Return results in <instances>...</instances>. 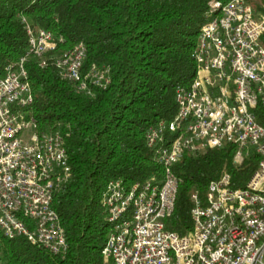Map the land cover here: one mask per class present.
<instances>
[{"label": "built area", "instance_id": "built-area-1", "mask_svg": "<svg viewBox=\"0 0 264 264\" xmlns=\"http://www.w3.org/2000/svg\"><path fill=\"white\" fill-rule=\"evenodd\" d=\"M195 53L197 74L176 89L178 111L149 127L154 158L164 167L142 182L111 180L103 195L111 230L102 254L106 264H264V6L249 0H210ZM30 52L41 67L56 42L51 31L28 24ZM86 46L76 44L55 59L60 75L79 91L106 87L108 68L83 73ZM27 56L0 77V230L25 236L54 254L68 248L54 208L55 194L70 179L65 138L40 129ZM233 144L235 163L258 155V169L245 187L234 188L229 173L209 183L205 201L194 191L193 229L186 235L166 228L180 179L174 165L185 152Z\"/></svg>", "mask_w": 264, "mask_h": 264}, {"label": "trees", "instance_id": "trees-1", "mask_svg": "<svg viewBox=\"0 0 264 264\" xmlns=\"http://www.w3.org/2000/svg\"><path fill=\"white\" fill-rule=\"evenodd\" d=\"M210 0H0V77L27 56L33 116L40 129H58L65 138L70 179L55 194L54 208L68 248L54 254L25 236L0 230V264H106L102 254L111 230L103 195L111 180L126 184L164 167L146 135L150 126L172 120L176 89L197 74L195 53ZM261 8L260 5H258ZM28 24L53 33L56 47L46 67L30 52ZM86 46L83 73L108 68L106 87L79 91L60 75L55 59L76 44ZM264 125V109H256ZM235 146L187 151L174 165L180 179L176 207L166 228L186 235L193 229L192 193L205 201L213 180L229 173L234 188L245 187L258 169V155L235 163Z\"/></svg>", "mask_w": 264, "mask_h": 264}, {"label": "rangeland", "instance_id": "rangeland-1", "mask_svg": "<svg viewBox=\"0 0 264 264\" xmlns=\"http://www.w3.org/2000/svg\"><path fill=\"white\" fill-rule=\"evenodd\" d=\"M249 3L253 6H264V0H249Z\"/></svg>", "mask_w": 264, "mask_h": 264}]
</instances>
